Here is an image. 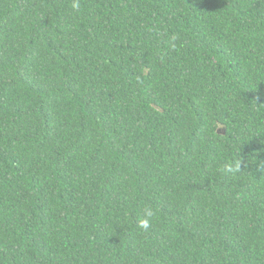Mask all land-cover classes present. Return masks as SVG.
I'll list each match as a JSON object with an SVG mask.
<instances>
[{
    "label": "trees",
    "instance_id": "1",
    "mask_svg": "<svg viewBox=\"0 0 264 264\" xmlns=\"http://www.w3.org/2000/svg\"><path fill=\"white\" fill-rule=\"evenodd\" d=\"M0 264H264V0H0Z\"/></svg>",
    "mask_w": 264,
    "mask_h": 264
},
{
    "label": "clouds",
    "instance_id": "2",
    "mask_svg": "<svg viewBox=\"0 0 264 264\" xmlns=\"http://www.w3.org/2000/svg\"><path fill=\"white\" fill-rule=\"evenodd\" d=\"M74 8H78V4L73 5ZM154 212L150 208H146L144 211L145 218L139 220V227L143 229H147L149 227V218L153 217Z\"/></svg>",
    "mask_w": 264,
    "mask_h": 264
}]
</instances>
